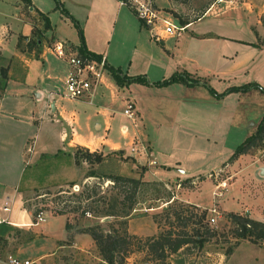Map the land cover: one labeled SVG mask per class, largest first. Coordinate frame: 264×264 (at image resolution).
Masks as SVG:
<instances>
[{"label":"crops","instance_id":"obj_1","mask_svg":"<svg viewBox=\"0 0 264 264\" xmlns=\"http://www.w3.org/2000/svg\"><path fill=\"white\" fill-rule=\"evenodd\" d=\"M4 1L0 0L1 10ZM67 1L71 7L83 6L84 11L87 7L83 21L88 16L99 19L102 11L111 10L113 19L107 39H112L113 20L123 4L117 0ZM224 1L226 3L220 6L205 7L199 17L188 19L176 35L164 33L159 26L149 29L136 18L132 26H124L123 35L131 41L118 43L119 48L112 51L99 30H83L85 25L82 29L84 51L77 46V35L75 43L65 36L53 37L50 15L55 11L48 0L42 4L29 0L27 6L22 0H13L9 11H0L2 17L7 16L0 22V56L6 66V78L0 89V205L5 195L12 196L14 192L20 194L32 188L50 190L82 178L87 163L74 162L75 145L107 153L116 151L123 158L130 156L133 159L129 162L130 169L134 170L136 163L145 166L141 179L164 181L161 175L170 171L173 180L199 183L207 178L205 174L203 178L187 175L209 161L213 162L208 165L212 167L223 160L218 169L224 170L230 154L224 157L254 131L253 124H257L262 115L249 118L247 106L240 101L253 93L255 87L221 95L218 92L247 82L264 86V27L260 20L264 15V0ZM23 9L48 18L46 32L51 33L53 41L63 39L80 52L102 54L106 64L118 67L121 74H143L147 82L132 80L116 84L105 68L89 96L66 97L63 82L68 66L39 38L35 45H25L33 20ZM68 9L71 12V8ZM238 9L245 11V19L236 15ZM157 13L164 16L160 9ZM23 22L27 24L25 31L21 30ZM238 23L246 25L235 27ZM186 28L189 30L184 31ZM152 30L160 37H154ZM19 37L24 40L22 46L17 45ZM174 71H184L198 80L195 83H188V79L161 81ZM126 99L132 100L136 110L133 124L122 112ZM115 131L122 138L126 137L127 153L116 140ZM248 150H255L259 153L257 156L262 157L264 146ZM156 155L162 161L160 164ZM178 172L185 177L180 178ZM256 172L264 174V166L258 167ZM175 197L199 205L184 195V188L177 190ZM160 205L162 202L145 207L146 214L157 211ZM14 208L12 204L10 219L18 222L20 217ZM150 221L151 224L139 222L131 226L129 220L127 229L138 235L156 233L157 226L152 219ZM44 224L43 235V231L49 230ZM9 226L0 224V235L6 236ZM64 232H67L65 228ZM71 236L76 247H82L81 243H76L77 239L93 243L86 232L73 230Z\"/></svg>","mask_w":264,"mask_h":264},{"label":"rangeland","instance_id":"obj_2","mask_svg":"<svg viewBox=\"0 0 264 264\" xmlns=\"http://www.w3.org/2000/svg\"><path fill=\"white\" fill-rule=\"evenodd\" d=\"M36 1L41 4L44 2V0ZM48 1L52 2V6H54L52 10L55 11L50 15L53 37L65 36L70 42L75 43L76 35L79 37L77 32L78 27L81 28L80 33L83 39L82 29L83 25H85L83 30H99L103 36V41L108 42V48L111 51L118 49L121 43L124 44L125 42L131 41V39H127L123 35L124 26H132L133 21H136L137 17H135V13L127 5H121L119 7L115 14V20H113V37L112 39H109V37L107 39V32L110 29V22L112 25L113 19L111 10L105 9L102 11V17L99 19L96 16H88L87 20L83 21V15L86 13L87 7L84 11L83 6L71 7L66 3L67 0H58L61 6L72 17L75 16L73 17L76 18L75 22L77 25H75L69 16L61 12L60 7H55V0ZM12 2L13 0L9 2L5 0L3 10L9 11L13 7ZM224 3H226L224 0H153L154 7L160 9L162 15L168 17L174 24H180L178 19H192L209 5L214 4L220 6ZM1 6L2 3L0 4V8ZM67 6L71 8L70 11L72 13L69 12ZM3 10L0 9V11ZM23 10L25 14L28 13L26 9ZM28 14L30 15L29 18L33 20V28L29 37L39 38L40 41H44L46 44L48 43L49 46L53 40L51 33H47L46 28L43 27V18L34 12ZM236 15L242 16L245 19V11L243 9H238ZM38 17L41 21H38ZM6 18L7 16L2 17L0 12V22L5 21ZM245 25L244 23H238L237 25L235 24V27ZM189 28H186L184 31L189 30ZM26 29V22L21 23V30L25 31ZM23 43L24 40H20L19 46H22ZM4 60L3 57H0V64H4ZM110 76L112 77L111 74ZM115 83L118 84V82ZM123 91H126V89L123 88ZM240 101L244 104L243 106H247V115L249 118L255 119L264 113V91L255 88L253 93H250L245 98H240ZM109 108L114 109L112 106H109ZM112 111L115 112L116 110L114 109ZM253 126L256 127V123ZM115 133L116 140L121 143V149L124 150V153H127L128 148L125 145L126 137L124 136L125 138H122L118 134V131H115ZM234 133L235 131L233 130ZM263 146L264 136L261 144L254 147L261 148ZM97 151L95 150V152ZM254 151L248 150L237 158L226 162L224 164V170L218 169L223 160L212 167L208 166L209 164L213 165L212 161L200 165L191 175H187V177H191L192 175L200 177L205 174L207 178H204L199 183L195 179L193 183H190V181L173 180L170 171L167 174L161 175L164 181L150 178L142 179L135 195V202L123 216L124 223H122V226H126L127 229V222L129 220L131 226L139 222L151 224L150 220L152 219L157 226V232L152 234H157L159 231L168 228L169 225L180 228L184 220L188 221V223L190 222L189 220H193L194 223L192 224L200 228L206 223L212 228V234L202 242L191 241L182 245L176 251L168 253L166 260L169 264H264V236L255 240L248 237L234 236V230L225 215L228 211L244 213L247 210V214L253 218H264V174L256 172L258 167L261 165L264 166V153L260 157L257 156L259 153ZM98 152H100L99 160H96L97 153L90 155L91 162L81 160L87 163V169L92 168L93 177L83 176L74 181L80 189H83L85 184L89 186L95 185L96 193L91 197H101L107 200L114 195L111 180L105 178V174L107 173H119L129 176H138L141 174L142 177V173L145 171V166L140 163H136L134 170L130 169L129 162L133 160L130 156L123 158L116 151L109 153L104 151ZM229 154L230 152L224 159ZM156 158L160 161V164L162 162L161 159L158 155H156ZM124 160L125 163H122ZM178 175L182 179L185 177L179 172ZM219 179L226 180L224 186L226 189L222 188L220 195L213 196L211 193L210 196V190L211 188L213 189L214 182ZM69 187V184L62 185L59 187L61 188L59 191L57 190L58 187L54 186L46 193H43L42 189L37 188L22 191L20 194L15 192L14 194L11 193L16 215L20 217L17 221L24 223L21 225H10L6 236L0 235V259L5 258L8 253H16L19 257L38 258L39 264H106L99 257L94 243L91 242L90 244L85 239H77L76 243H81L82 247H76L71 242L73 239L71 232L73 230L75 232H81L79 228L95 223H99L102 229L107 230L109 222L113 221L115 217L97 212L80 214L79 210L74 211L68 208H64L62 212L57 213L56 211L60 204L58 205L56 203L54 195L56 193H68L69 191L66 192V190ZM181 188H184L185 196L198 202L201 206L176 198L175 194ZM70 197L72 199L74 198L73 195ZM161 202L162 205L157 208V211H149L150 213L146 214L148 211H145V207L155 206ZM97 204L100 203L98 202ZM186 205H189L188 209L196 212V215L191 217L192 219H188L187 217V209H184ZM212 207L215 208V211H210ZM172 208L178 213L176 219L171 214ZM201 210L205 211L204 217L199 216ZM37 211H41L45 219L37 224H33L32 222L35 219ZM210 215L214 216L213 222H210L208 219ZM65 218L68 219L70 224V228H68L66 234L63 228ZM44 222L49 229L43 231L45 235L41 233ZM145 235L138 236L144 237ZM60 237L64 238L54 241L55 238ZM59 244H62V246H59ZM151 263V257L146 253L145 247L141 245L129 253L123 264Z\"/></svg>","mask_w":264,"mask_h":264},{"label":"trees","instance_id":"obj_3","mask_svg":"<svg viewBox=\"0 0 264 264\" xmlns=\"http://www.w3.org/2000/svg\"><path fill=\"white\" fill-rule=\"evenodd\" d=\"M29 0H22L23 4L27 6L29 4ZM55 7H60L61 12L65 15L69 16L71 20L75 22L66 9L62 7L58 0H55ZM205 9V8H204ZM202 9L195 17V19L199 17L203 10ZM133 11V10H132ZM134 12V11H133ZM40 14V13H39ZM43 18V27H49L48 18L42 14ZM139 22L143 25L140 19ZM261 23L264 27V15L260 18ZM180 24L185 23L188 19H178ZM79 36L78 48L80 50H86L81 33L80 28L77 29ZM20 38L17 40V45L19 46ZM38 38L27 37L25 41V45L30 47L35 45ZM264 41V37H263ZM87 53L98 56L99 53H95L92 51H87ZM1 57V56H0ZM107 70L112 75L114 80L118 83H124L127 81H140L146 83L147 80L143 74H121L118 67H113L111 65L105 64ZM6 78V66L4 64H0V89L3 87L4 80ZM188 83H195L198 80V77H191L188 73L184 71H174L169 74L167 77L163 78L161 81L163 83L175 81V80H183ZM158 83V81H155ZM249 87H255L264 91V86L259 85L256 82H247L240 85H231L223 89L221 92H218V95L224 94L228 91L232 90H245ZM264 136V113L259 118L255 130L246 135L239 143H237L230 155L227 157L226 161H231L236 158L239 154L246 152L249 148L260 145L261 140ZM114 152V151H113ZM93 153H97V159H100V152H95V150H89L87 147L81 145H75L73 149V159L76 164H79L81 160H85L87 162H91L92 159L90 155ZM142 172V171H141ZM94 175L92 172V168H88L84 174V176ZM105 178L111 180V187L114 189V195L109 197L107 200L104 198L91 197L96 193L95 185H87L83 187V189H79L76 192H70L69 189L66 190L68 193L54 195V199L56 203L59 205L57 208V213H60L64 210V208H68L69 210L77 211L79 210L80 214L85 212L91 213H102L107 216H113L115 219L110 221L108 224L107 230L101 228L99 223L90 224L84 227L79 228V231L86 232L90 235L93 243L95 244L96 250L98 252L99 257L106 264H123L125 262L126 257L129 253L134 249L143 245L146 249V253L151 257V264H169L166 260L168 253L176 251L182 245L187 244L191 241L202 242L206 237L212 234V228L208 226V224H204L202 228L199 226H194L193 220H189L190 222L184 220L180 228L175 226H168V228L159 231L157 234H149L144 237L138 236L135 233H130L127 231L126 226H122L124 223L123 216L127 213V210L132 207L135 202V195L139 185L142 182L141 174L138 176H129L123 175L119 173H107L105 174ZM203 178V176H200ZM73 182H69L68 184H72ZM35 189V188H34ZM57 190H61L58 187ZM43 193L49 192L47 188H44ZM73 195L72 199L70 196ZM100 204H97V203ZM189 205H186L184 209H187V217L188 219H192L191 217L196 215L191 209H188ZM171 214H173L174 218H177V211L172 208ZM205 211L201 210L199 212V216L204 217ZM226 217L229 223L231 224L232 229L234 230V236L236 237H248L252 240L261 238L264 236V220L256 219L249 216L247 213H239L236 211H228L226 212ZM64 228L68 230L70 228V224L68 219L65 218ZM121 226V227H119Z\"/></svg>","mask_w":264,"mask_h":264},{"label":"built area","instance_id":"obj_4","mask_svg":"<svg viewBox=\"0 0 264 264\" xmlns=\"http://www.w3.org/2000/svg\"><path fill=\"white\" fill-rule=\"evenodd\" d=\"M120 4L130 7L144 26L149 29H155L157 26L167 34H178L184 26L174 24L168 17L159 16L158 9L154 7L153 0H117ZM154 37H160L159 33L152 30ZM49 49L58 57L62 58L68 70L64 77L63 95L69 98H83L89 96L95 86L99 84L101 75L106 68L104 55L93 56L87 52H80L71 48L70 44L63 39H56L50 43ZM135 107L132 100L126 99L122 112L128 118L130 124L135 120ZM123 129L126 125L121 126ZM217 174V172H215ZM225 179H219L214 182L212 195H220L224 188ZM80 188L76 182L70 184L69 191L76 192ZM12 196L5 195L0 205V224L21 225L24 222H16L10 219V211L13 204ZM215 211V208H210ZM45 217L41 211H37L33 224L43 221ZM210 222L214 221V216L208 217ZM36 261V262H35ZM1 264H39L38 258L19 257L16 254L8 253L5 258L0 259Z\"/></svg>","mask_w":264,"mask_h":264}]
</instances>
